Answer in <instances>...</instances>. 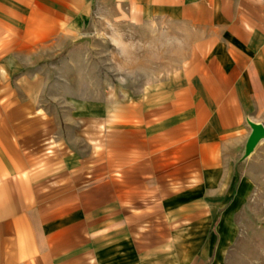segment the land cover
<instances>
[{"label": "crops", "instance_id": "crops-1", "mask_svg": "<svg viewBox=\"0 0 264 264\" xmlns=\"http://www.w3.org/2000/svg\"><path fill=\"white\" fill-rule=\"evenodd\" d=\"M110 14L183 23L195 56L150 102L69 133L47 76L24 67ZM252 123L264 0H0V264H209V212L239 208Z\"/></svg>", "mask_w": 264, "mask_h": 264}, {"label": "rangeland", "instance_id": "rangeland-1", "mask_svg": "<svg viewBox=\"0 0 264 264\" xmlns=\"http://www.w3.org/2000/svg\"><path fill=\"white\" fill-rule=\"evenodd\" d=\"M198 38L183 23L91 16L79 33L64 36L63 49L48 50L24 72L47 76L48 100L57 105L66 131L82 133L93 128L88 117H102L104 105L115 114L120 106L150 102L176 84L171 80L195 56ZM94 129L102 137L103 124ZM237 166L239 208L209 212V264H264V137L251 151L247 145ZM200 228L205 227L192 225L191 232Z\"/></svg>", "mask_w": 264, "mask_h": 264}, {"label": "water", "instance_id": "water-1", "mask_svg": "<svg viewBox=\"0 0 264 264\" xmlns=\"http://www.w3.org/2000/svg\"><path fill=\"white\" fill-rule=\"evenodd\" d=\"M252 133L248 141V149L251 151L257 142L264 137V125L261 123H252Z\"/></svg>", "mask_w": 264, "mask_h": 264}, {"label": "trees", "instance_id": "trees-1", "mask_svg": "<svg viewBox=\"0 0 264 264\" xmlns=\"http://www.w3.org/2000/svg\"><path fill=\"white\" fill-rule=\"evenodd\" d=\"M238 182H239V174H237V179H236V182H235V187L237 186Z\"/></svg>", "mask_w": 264, "mask_h": 264}]
</instances>
